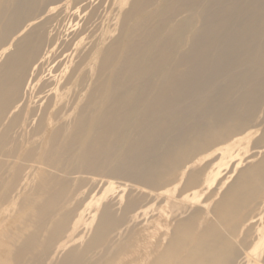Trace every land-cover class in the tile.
Instances as JSON below:
<instances>
[{
  "label": "bare ground",
  "instance_id": "obj_1",
  "mask_svg": "<svg viewBox=\"0 0 264 264\" xmlns=\"http://www.w3.org/2000/svg\"><path fill=\"white\" fill-rule=\"evenodd\" d=\"M0 264H264V0H0Z\"/></svg>",
  "mask_w": 264,
  "mask_h": 264
},
{
  "label": "rangeland",
  "instance_id": "obj_2",
  "mask_svg": "<svg viewBox=\"0 0 264 264\" xmlns=\"http://www.w3.org/2000/svg\"><path fill=\"white\" fill-rule=\"evenodd\" d=\"M261 129H262V128H260V129L258 128V129H257L258 131H257V133L255 134L254 138L252 139L253 141H254L256 138L259 137V135H260L259 132H261V131H259V130H261ZM257 134H259V135L257 136ZM240 137H243V136L236 137V139H237V138L239 139ZM250 140H251V139H250ZM252 140H251V142H250L249 140H247L246 144H245V142H244V141H246V140L241 141V143L243 142L242 144H241V143L239 144V146H241V147H239V146L236 145V147H237L236 150H237V152L239 151V152H238L239 158H241V157H242V158H245L247 155H249L248 153L251 152V150L253 149V144H252L253 142H252ZM248 141H249V142H248ZM247 143H248V144H247ZM251 144H252V146H251ZM242 145H244L245 147L242 146ZM247 146H248V147H247ZM250 146H251V147H250ZM238 147H239V148H238ZM243 147H244V148H243ZM246 147H247V148H246ZM245 148H246V149H245ZM250 148H251V149H250ZM241 149H243V150L245 149V152H246V151H247V152L245 153V152L243 151V152H244V153H243ZM240 151H241V152H240ZM248 151H249V152H248ZM239 153H240V154H239ZM241 153H242V154H241ZM245 154H247V155H245ZM243 155H244L245 157H244ZM230 182H231V181H230ZM228 184H229V183H228ZM228 184H227V185H228ZM227 185H226V186H227ZM114 186L116 187L117 184L114 185ZM122 188H123V187H122ZM121 190H122V192L120 193ZM125 190H126V188H123V189H121V188H119V189H115V190H114L115 193L112 194V195H115V194L118 195V193H119V195L122 196V199H124V198L127 196L126 194H128V191H127V190L125 191ZM117 191H118V192H117ZM124 193H125V194H124ZM109 194H111V192H110V193H107V195H109ZM123 195H124V196L126 195V196L124 197ZM86 213H87V214H86ZM89 213H90V211H86V212H85L86 215L84 214L86 217L84 216L85 218H84L83 220H84V222H86L87 227H86V229L84 230V232H83V234H82V236H81V240H82L84 237H89V235H90V231H91V228H92L93 224L95 223V220H94V221L89 225V221H90V219H88V218H90V216H91V214H89ZM88 216H89V217H88ZM87 217H88V218H87ZM86 218H87L88 220H87ZM85 220H86V221H85ZM88 234H89V235H88Z\"/></svg>",
  "mask_w": 264,
  "mask_h": 264
}]
</instances>
